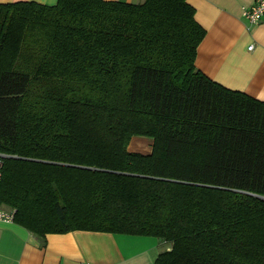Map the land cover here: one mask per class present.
I'll return each instance as SVG.
<instances>
[{"label": "trees", "instance_id": "16d2710c", "mask_svg": "<svg viewBox=\"0 0 264 264\" xmlns=\"http://www.w3.org/2000/svg\"><path fill=\"white\" fill-rule=\"evenodd\" d=\"M187 0L0 4V208L45 243L166 244L154 264H264V102L195 67ZM133 137L151 152H130Z\"/></svg>", "mask_w": 264, "mask_h": 264}, {"label": "crops", "instance_id": "0c3cea01", "mask_svg": "<svg viewBox=\"0 0 264 264\" xmlns=\"http://www.w3.org/2000/svg\"><path fill=\"white\" fill-rule=\"evenodd\" d=\"M142 4L145 0H104ZM255 0H187L205 30L195 67L223 87L264 102V20L250 25L243 10ZM57 0H0V4ZM140 142V141H138ZM128 150L137 153L135 147ZM151 152V151H150ZM149 152V153H150ZM9 210V209H7ZM159 239L100 232L49 234L45 243L15 222L0 221V264H154Z\"/></svg>", "mask_w": 264, "mask_h": 264}, {"label": "built area", "instance_id": "2783aa9c", "mask_svg": "<svg viewBox=\"0 0 264 264\" xmlns=\"http://www.w3.org/2000/svg\"><path fill=\"white\" fill-rule=\"evenodd\" d=\"M243 18L250 25H255L264 20V0H255L254 3L244 8ZM8 155L0 154V169L4 159L8 158ZM14 210H4L0 208V221L12 222Z\"/></svg>", "mask_w": 264, "mask_h": 264}, {"label": "rangeland", "instance_id": "374dc122", "mask_svg": "<svg viewBox=\"0 0 264 264\" xmlns=\"http://www.w3.org/2000/svg\"><path fill=\"white\" fill-rule=\"evenodd\" d=\"M151 145H152V141L150 139L143 138V137H133L128 147H129V150H132L131 148L135 147L136 150H138L137 153L148 154L151 151ZM160 249L164 251L166 249L165 245H162Z\"/></svg>", "mask_w": 264, "mask_h": 264}]
</instances>
